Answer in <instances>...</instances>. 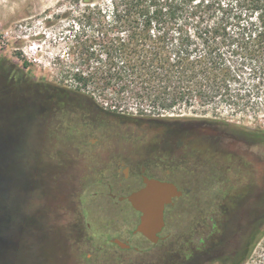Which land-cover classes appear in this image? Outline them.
<instances>
[{
  "label": "rangeland",
  "instance_id": "374dc122",
  "mask_svg": "<svg viewBox=\"0 0 264 264\" xmlns=\"http://www.w3.org/2000/svg\"><path fill=\"white\" fill-rule=\"evenodd\" d=\"M109 1L0 0L2 208L13 226L6 230L2 264H260L264 233L246 250L237 234H228L238 226L229 220L236 205L223 190L225 178H174L195 191L165 208L166 238L155 244L134 233L139 216L129 202L110 198L109 192L126 195L142 184L135 167L123 177L114 157L139 159L142 147L156 160L169 153L162 143L165 124L212 126L213 143L191 139L171 144L173 153L207 157L220 172L229 161L248 180L255 171L241 154L249 139L264 133V113L230 115L224 107L195 105L142 116L132 100L124 113H113L96 104L112 103L111 94L70 90L68 70L78 64L70 51L79 31L75 17ZM148 122L159 125L145 134L140 129ZM114 237L130 248L113 245Z\"/></svg>",
  "mask_w": 264,
  "mask_h": 264
},
{
  "label": "trees",
  "instance_id": "16d2710c",
  "mask_svg": "<svg viewBox=\"0 0 264 264\" xmlns=\"http://www.w3.org/2000/svg\"><path fill=\"white\" fill-rule=\"evenodd\" d=\"M75 18L69 89L111 94L112 103H96L102 109L124 113L132 100L142 116L195 105L264 113V0H110ZM12 228L0 144V264Z\"/></svg>",
  "mask_w": 264,
  "mask_h": 264
},
{
  "label": "flooded vegetation",
  "instance_id": "af4514ba",
  "mask_svg": "<svg viewBox=\"0 0 264 264\" xmlns=\"http://www.w3.org/2000/svg\"><path fill=\"white\" fill-rule=\"evenodd\" d=\"M131 124L137 126L140 124V122L137 123L132 122ZM146 125L148 126L140 129V131L145 134H147V130L151 131L159 124H156L154 122H148L146 123ZM210 129H212V126H210L209 124H203L201 126L189 125L188 127L182 125L179 126L178 124L177 125L165 124L164 133H163L164 137L162 138L163 141L162 143H163V149L169 153H165L161 155L160 158L156 160L154 159V156H152L149 153V150H145L142 147L139 151L144 150L145 154L143 153L142 155H137L138 158L140 157L139 159H135V160L133 159L128 161L125 157H114V163L117 166L116 170L118 172H121L123 174V177L127 178L131 175L133 168L134 167L137 168L138 170L137 176L141 178L142 184L141 186L135 188L134 190L143 186L142 177L145 175L148 177H153L174 183L177 186V188L182 191V194L179 197L183 195L190 196L195 191V189L192 186L180 188L179 184L177 183L176 180H174V178L176 179L187 178V177L195 178L199 176L213 177L215 175H217V177L225 178L226 185H224L223 190L227 194L226 197L235 199L234 205H236L235 209L232 211V215L229 217V220L231 219V223L235 225L234 228L238 226L237 233H235L236 230L233 229L232 230L233 232L229 231L228 234H234L235 236L237 234V237H239L240 246L242 242L243 244L242 247H244V250H246L247 245L250 242H252L255 239V237L258 236V234L261 233L262 226L264 225L263 224L264 213L262 211L263 208H261L263 205L262 202L264 201V156L262 157V153H261V151L264 150L263 148L264 139L257 138L254 139L253 142H251L252 139H249L248 140L250 141L248 144L249 149H246L247 151L246 150L242 151L244 153L241 155L247 159L248 157L250 158L249 166L252 168V171H255L252 177H248L249 178L248 180L246 179V177L243 176L242 171L240 169H232V166L229 161L227 162L224 161L222 163L223 170L222 172H220L219 169L215 168V164L213 162H210L207 157L199 156V155H182V154L173 153L174 148L171 144H175L176 146H184L187 145L188 142L191 141V139L200 140L201 142H205L207 144H209L210 142L213 143L214 139L212 138V133L209 131ZM174 135H177L178 137L174 139L172 142L171 137ZM218 141H220V139ZM91 142L92 143L95 142V139H91ZM223 147L225 148V151L227 153L226 156L229 158V155L231 153L229 144L225 143L223 144ZM149 162L152 163L155 162V163L153 164L150 163L149 166L148 165ZM150 168L154 170L153 173L149 172ZM242 178L246 179V182L244 184H240ZM111 193L112 192H109L110 198H115V197L117 198L118 196H126L129 194L128 193L126 195L116 196L114 193H112L115 195L114 197H112ZM176 198L178 197L173 198L172 203L166 205L165 208H167L169 205H173L174 199ZM194 199L195 201L198 202L200 200V197L195 196ZM123 200H127V199L124 198L122 200H118L117 198V201H123ZM248 201H249V205L251 204L252 201H254V204L251 207H249V209L246 210ZM225 204L227 206V211L229 212L230 205H232V203L229 200ZM129 205L131 206L130 203ZM137 213L139 216L140 213L138 211ZM246 215L250 216L251 219L247 223L243 222L244 221L243 217H245ZM210 218L213 223V216H211ZM164 220H165V211H164ZM164 228L160 232V235L163 232ZM114 238H118V237H114ZM123 241H127V240H123ZM112 244L116 245L113 242ZM129 248H125V249H129ZM234 255L237 256L236 254ZM241 255L242 252H239L238 256Z\"/></svg>",
  "mask_w": 264,
  "mask_h": 264
},
{
  "label": "water",
  "instance_id": "95a60500",
  "mask_svg": "<svg viewBox=\"0 0 264 264\" xmlns=\"http://www.w3.org/2000/svg\"><path fill=\"white\" fill-rule=\"evenodd\" d=\"M143 186L130 192L126 196H118V200L126 198L131 206L140 213L139 221L134 228V233H140L152 244L165 239L160 232L165 226L164 211L172 199L179 197L182 191L170 182L153 177L143 176ZM111 196L115 195L111 193ZM112 242L120 248H129V243L119 238Z\"/></svg>",
  "mask_w": 264,
  "mask_h": 264
}]
</instances>
